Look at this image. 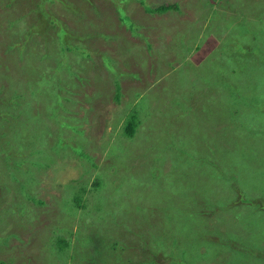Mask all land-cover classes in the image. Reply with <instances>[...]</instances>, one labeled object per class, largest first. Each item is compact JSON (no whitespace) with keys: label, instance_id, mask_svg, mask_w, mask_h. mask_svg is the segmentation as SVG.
<instances>
[{"label":"rangeland","instance_id":"obj_1","mask_svg":"<svg viewBox=\"0 0 264 264\" xmlns=\"http://www.w3.org/2000/svg\"><path fill=\"white\" fill-rule=\"evenodd\" d=\"M0 261L264 264V0H0Z\"/></svg>","mask_w":264,"mask_h":264},{"label":"trees","instance_id":"obj_2","mask_svg":"<svg viewBox=\"0 0 264 264\" xmlns=\"http://www.w3.org/2000/svg\"><path fill=\"white\" fill-rule=\"evenodd\" d=\"M176 6H178V5L174 4V3H168V4H164V5H156L153 9H155V11L157 10L159 12H165L167 10L175 8ZM5 53H11L12 55L15 54L13 52H7L6 49H4L2 51V54H5ZM124 126H125V124H124ZM125 127H126L125 131H126L127 135H131L133 132L132 123L127 122ZM0 264H7V263L4 261H0Z\"/></svg>","mask_w":264,"mask_h":264}]
</instances>
